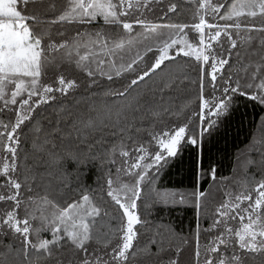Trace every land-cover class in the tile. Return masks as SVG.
<instances>
[{
	"label": "trees",
	"instance_id": "16d2710c",
	"mask_svg": "<svg viewBox=\"0 0 264 264\" xmlns=\"http://www.w3.org/2000/svg\"><path fill=\"white\" fill-rule=\"evenodd\" d=\"M0 1L35 58L0 72V264H264V238L251 248L239 236L247 207L264 228V202L252 208L264 189V50L241 51L264 40V1L240 15L243 0H100V12L97 0ZM200 20L229 39L205 61L171 50L154 66L173 36L197 42ZM212 55L224 61L214 76Z\"/></svg>",
	"mask_w": 264,
	"mask_h": 264
},
{
	"label": "rangeland",
	"instance_id": "374dc122",
	"mask_svg": "<svg viewBox=\"0 0 264 264\" xmlns=\"http://www.w3.org/2000/svg\"><path fill=\"white\" fill-rule=\"evenodd\" d=\"M264 0H261V2ZM260 3L259 0H243L240 1V4L235 6V9L233 11L234 13H237V15H240L242 13H249L252 9L255 3ZM5 4L2 1H0V5ZM90 3L82 4L83 9H87ZM97 4L99 12L102 10V8H105L104 3H102L100 0H97L95 5ZM108 9V8H106ZM244 9V11H243ZM111 10V9H108ZM5 16V15H0ZM20 19L15 17H0V72L3 71L4 67H6V64H10L9 70H18L20 72L27 71L30 66L33 65L35 58H33V54L30 55L27 53L28 49L24 47L21 44V35L18 31V27L20 25ZM224 24L222 22L213 23V24H206L205 21L200 20L196 25L193 27L198 33V41L191 43L187 37L183 34L182 36H173L172 39L161 46L159 49V53L157 56L156 61L154 62V66L158 65L164 58H166L171 52V50H174L175 52H182V53H188L193 54L194 56L200 58L201 61H205L208 59L207 52H213L212 47L217 42L219 35L222 32H225V34H228L226 37L229 39V28L223 27ZM164 27L160 26V28L154 27V31L158 32L159 35H166L168 34V30ZM228 28V29H227ZM243 30H237L234 33V36L232 35L231 39V45H234V47H239V44H241V40L247 38L244 33L246 29L249 28H242ZM223 30V31H222ZM153 31V32H154ZM260 30H257L256 35L250 34L249 40L256 39L258 35H263V32H259ZM173 33V32H172ZM171 33V34H172ZM169 34V35H171ZM156 35V34H154ZM236 36V37H235ZM239 38L237 39V37ZM138 36H133L130 38V46H134L138 42ZM239 42V43H238ZM248 45V44H247ZM243 44L241 51L242 52H250L252 54H256L257 52H260L261 49L264 50V40L261 44V46H248ZM177 46V47H176ZM30 52V51H29ZM212 61L210 62V75L214 76L217 72H219L220 68L222 67L224 61L222 59H215L212 55ZM249 65V64H248ZM6 70V68H5ZM6 72V71H5ZM50 89L48 88L43 92V94H40L39 100L44 99L47 97V93ZM27 99L22 100V102H27ZM35 102V101H34ZM37 102V100H36ZM204 109V104H203ZM205 109H208V106L205 107ZM209 110V109H208ZM209 113V112H207ZM185 134V129L183 127H179L178 129L172 131L169 133L165 138L160 140L159 147L164 153H173L178 143L180 142L182 136ZM156 157L159 156V154L155 155ZM251 164L250 161L242 162L240 164V168H244L246 165ZM254 203L252 208H256L264 202V189L260 190L254 198ZM134 201H131L127 204H121L124 215H125V223L123 227V241H122V249H127L132 241V238L134 236V223L138 220L137 213L135 211L134 207ZM249 208H246V214H245V221L242 223L241 229H240V243L242 246H247L254 248L257 246V244L263 240L264 238V228H262L259 224V219L254 214V211L249 212ZM255 209V210H256ZM256 212V211H255Z\"/></svg>",
	"mask_w": 264,
	"mask_h": 264
}]
</instances>
